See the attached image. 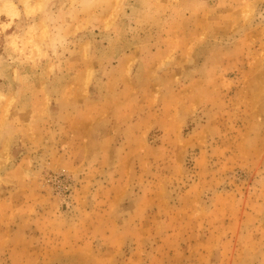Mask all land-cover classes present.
<instances>
[{
  "label": "rangeland",
  "instance_id": "rangeland-1",
  "mask_svg": "<svg viewBox=\"0 0 264 264\" xmlns=\"http://www.w3.org/2000/svg\"><path fill=\"white\" fill-rule=\"evenodd\" d=\"M0 264H264V0H0Z\"/></svg>",
  "mask_w": 264,
  "mask_h": 264
},
{
  "label": "bare ground",
  "instance_id": "bare-ground-1",
  "mask_svg": "<svg viewBox=\"0 0 264 264\" xmlns=\"http://www.w3.org/2000/svg\"><path fill=\"white\" fill-rule=\"evenodd\" d=\"M11 15V14H10Z\"/></svg>",
  "mask_w": 264,
  "mask_h": 264
}]
</instances>
